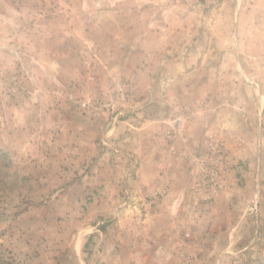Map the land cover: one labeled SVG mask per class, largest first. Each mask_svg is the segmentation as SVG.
Segmentation results:
<instances>
[{
	"label": "rangeland",
	"instance_id": "rangeland-1",
	"mask_svg": "<svg viewBox=\"0 0 264 264\" xmlns=\"http://www.w3.org/2000/svg\"><path fill=\"white\" fill-rule=\"evenodd\" d=\"M157 104L205 128L178 212L122 134ZM0 264H264V0H0Z\"/></svg>",
	"mask_w": 264,
	"mask_h": 264
},
{
	"label": "crops",
	"instance_id": "crops-1",
	"mask_svg": "<svg viewBox=\"0 0 264 264\" xmlns=\"http://www.w3.org/2000/svg\"><path fill=\"white\" fill-rule=\"evenodd\" d=\"M122 72H129L128 69H123ZM166 79H159L154 82L153 88H162L165 85H169L170 87L175 88H186L189 89L192 87L191 81H170V77L167 78V75L165 76ZM182 85H178V84ZM158 95V92H156ZM159 100H162L161 95H158ZM154 103L158 102L156 101V98L153 100ZM159 106L161 107V104L159 102ZM157 105H154V111L153 113L146 112L147 110H150V108H145L142 110V113H136L137 117L135 116H129L127 119H124L120 122H122L124 125V132L127 129L129 132L122 133L124 135H128L130 132H132L129 128H135L136 131L133 130V132H137L139 141L138 146L139 149L145 151L147 146H150V150H152V156L150 158H147L142 161L141 165L139 164V167L141 170L145 171L147 176L154 177L153 182L158 185V183L162 184H168L170 188L165 190V194L161 198V207L163 210H168V212H175L184 210L185 202L188 199V194L186 189H182V185L184 182V177H182L181 173L187 174L188 166L190 165V162L188 161L189 158L182 159L179 155V152L172 151V148L177 145H168L162 142L161 137L159 136L158 129L161 127V121L164 119L163 115H161L162 111L160 107ZM158 111V112H157ZM139 117V118H138ZM111 129L110 132L115 130L118 125V123H111ZM138 130V131H137ZM205 130V128L201 127L198 123L190 122V125L188 126L186 130V135L188 137V140L186 143H195L197 138H199L200 134ZM160 137V138H159ZM186 143L180 142V145H178L175 148H178L179 151L182 150L181 147H187ZM187 150V148H185ZM186 153V151H185ZM172 154V155H171ZM182 159V160H181ZM172 164V166H170ZM167 169V173L164 172ZM189 173V172H188ZM158 177H160L158 179ZM158 179V180H157ZM140 182V181H139ZM142 182V181H141ZM146 182V183H145ZM148 182H151L150 180L147 181L146 179L143 180V184H148ZM166 214V213H165ZM167 215V214H166Z\"/></svg>",
	"mask_w": 264,
	"mask_h": 264
}]
</instances>
